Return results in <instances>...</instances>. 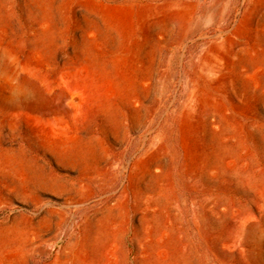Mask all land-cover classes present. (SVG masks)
I'll return each mask as SVG.
<instances>
[{
	"label": "rangeland",
	"instance_id": "1",
	"mask_svg": "<svg viewBox=\"0 0 264 264\" xmlns=\"http://www.w3.org/2000/svg\"><path fill=\"white\" fill-rule=\"evenodd\" d=\"M0 51V264H264V0H0Z\"/></svg>",
	"mask_w": 264,
	"mask_h": 264
},
{
	"label": "bare ground",
	"instance_id": "2",
	"mask_svg": "<svg viewBox=\"0 0 264 264\" xmlns=\"http://www.w3.org/2000/svg\"><path fill=\"white\" fill-rule=\"evenodd\" d=\"M13 62H12V58H11V55H9L8 53H6V52H4V51H0V64H3L4 66H5V68H7L8 69V67H10L11 68V64H12ZM4 68V67H3ZM6 69V70H7ZM11 70V69H10ZM2 71V70H1ZM13 71V70H12ZM12 71H10V73L12 72ZM17 72L20 74V75H22V77H24V76H26L27 75V72H28V68H27V66L26 65H20L19 66V68H18V70H17ZM13 73V72H12ZM15 74H16V72H15ZM2 78L6 81V82H11V81H13L12 80V74H9L8 72H4L3 74H2ZM17 80V79H16ZM22 80V79H21ZM20 80V81H21ZM16 82V81H15ZM22 82H24V81H21L20 83H22ZM18 85V84H17ZM24 85V84H23ZM18 87H20V86H18ZM26 87V86H25ZM23 89V88H22ZM16 90H18V88L16 89ZM16 92V91H15ZM20 94H21V92H20Z\"/></svg>",
	"mask_w": 264,
	"mask_h": 264
}]
</instances>
